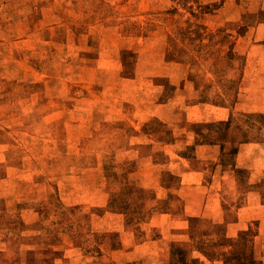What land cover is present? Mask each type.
Returning <instances> with one entry per match:
<instances>
[{
    "label": "rangeland",
    "instance_id": "374dc122",
    "mask_svg": "<svg viewBox=\"0 0 264 264\" xmlns=\"http://www.w3.org/2000/svg\"><path fill=\"white\" fill-rule=\"evenodd\" d=\"M0 264H264V0H0Z\"/></svg>",
    "mask_w": 264,
    "mask_h": 264
},
{
    "label": "trees",
    "instance_id": "16d2710c",
    "mask_svg": "<svg viewBox=\"0 0 264 264\" xmlns=\"http://www.w3.org/2000/svg\"><path fill=\"white\" fill-rule=\"evenodd\" d=\"M229 122H230V121H228V122L226 121V124H228V125H229V124H230Z\"/></svg>",
    "mask_w": 264,
    "mask_h": 264
}]
</instances>
